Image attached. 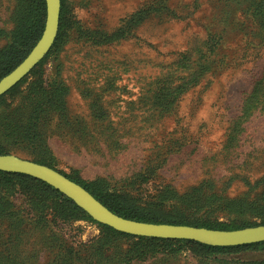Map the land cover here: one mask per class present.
<instances>
[{
  "label": "rangeland",
  "instance_id": "obj_1",
  "mask_svg": "<svg viewBox=\"0 0 264 264\" xmlns=\"http://www.w3.org/2000/svg\"><path fill=\"white\" fill-rule=\"evenodd\" d=\"M0 0V78L45 25ZM0 154L50 166L147 220L264 225V0H60L46 55L0 95ZM0 174V264H264L120 234Z\"/></svg>",
  "mask_w": 264,
  "mask_h": 264
},
{
  "label": "water",
  "instance_id": "obj_2",
  "mask_svg": "<svg viewBox=\"0 0 264 264\" xmlns=\"http://www.w3.org/2000/svg\"><path fill=\"white\" fill-rule=\"evenodd\" d=\"M45 4L44 29L25 58L0 78V95L14 86L46 55L56 38L60 0H45ZM0 170L22 173L44 181L70 198L95 221L127 234L164 239H187L213 246H235L264 241V225L224 230L187 224L145 222L120 216L108 209L83 186L56 169L14 154H0Z\"/></svg>",
  "mask_w": 264,
  "mask_h": 264
},
{
  "label": "trees",
  "instance_id": "obj_3",
  "mask_svg": "<svg viewBox=\"0 0 264 264\" xmlns=\"http://www.w3.org/2000/svg\"><path fill=\"white\" fill-rule=\"evenodd\" d=\"M42 1H43V3H45V0H42ZM0 174L3 177V181H5V182H8V181H10L13 178H18V179H21V180L27 179V180H30V181H34V182L43 184V185L47 186V188H50L51 191L60 198V200L62 198H65L66 200H68L69 202H71L76 208H78L79 210H81L82 212H84L70 198H68L67 196L63 195L62 193H60L59 191H57L56 189H54L52 186H50L49 184L45 183L44 181H41L39 179H36V178H34L32 176H29V175H26V174L16 173V172H7V171H1L0 170ZM77 183L80 184L81 186H83L87 191H89L96 199H98L108 209H110L112 212H114V213H116V214H118L120 216H123V217H126V218H130V219H134V220H138V221H145V222L178 224V223H174V222H164V221H156V220H147V219H144L142 217H137V216L130 215L127 211H124L121 208L111 207V205H109L110 203L105 199V197L102 195L101 192H96V191L90 189V187L88 185L81 184L79 182H77ZM89 218H91V217L89 216ZM199 226L208 227V228H215V229L230 230V229H228V228H226L224 226H218V225H216V226H210V225L202 224V225H199ZM106 227H108V228L112 229L113 231H115L117 233H120V234H126V235H130V236L137 237V238L145 237V236H135V235L127 234V233H124V232H120V231H117V230H115L114 228H112L110 226H106ZM146 238H150V239H154V240H159V241L160 240H163V241L174 240L175 242H177L179 244H183L185 242H195L193 240H187V239H164V238H156V237H146ZM262 242H264V241H262ZM195 243L200 244V245L205 246V247H208V248H211L213 250H220V249L230 248V247H235V246H248V245L256 244V243H249V244H241V245H235V246H213V245H208V244L199 243V242H195Z\"/></svg>",
  "mask_w": 264,
  "mask_h": 264
}]
</instances>
